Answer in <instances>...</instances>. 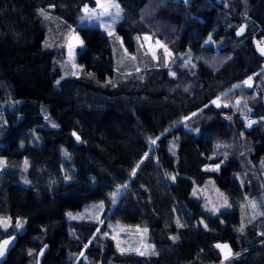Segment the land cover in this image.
Instances as JSON below:
<instances>
[{"label":"trees","instance_id":"16d2710c","mask_svg":"<svg viewBox=\"0 0 264 264\" xmlns=\"http://www.w3.org/2000/svg\"><path fill=\"white\" fill-rule=\"evenodd\" d=\"M117 1L134 49L121 67L109 35L79 25L97 0H0L14 107L0 110V241L19 235L4 264H37L46 245L42 264H264V0ZM100 202V219L67 215ZM111 224L147 228L153 248L124 251Z\"/></svg>","mask_w":264,"mask_h":264},{"label":"rangeland","instance_id":"374dc122","mask_svg":"<svg viewBox=\"0 0 264 264\" xmlns=\"http://www.w3.org/2000/svg\"><path fill=\"white\" fill-rule=\"evenodd\" d=\"M122 17V7L117 0H97L96 7H86L85 15L79 22L80 26L100 27L107 35H109L117 67H121L120 64L124 62L126 54L130 53L131 55H134L131 38L129 36L127 39L125 37L123 38L116 30V26ZM139 40L153 56L157 57L158 53L162 51L167 61L172 59L173 52L167 48V46L160 39L153 38L149 34H144ZM126 42L129 43V47ZM83 46L84 43L79 34L76 32L69 41L67 58L68 62L75 67L76 73H80V69L83 68V66L77 62L78 48ZM257 47L264 54V42H257ZM184 67L192 72V65L188 67V63L181 60L172 67V71L181 74L178 86L184 90H191L193 88L194 78L190 72L182 71L181 68ZM249 83L250 81H248V84ZM214 102L216 104H220L218 99ZM14 104L19 105L20 101H14ZM8 108L14 107H11L7 102L0 101V110H7ZM6 166V158L0 156V171ZM103 208L104 203L100 202L88 205L82 211H70L67 215L68 217L96 220L102 217ZM110 227L112 229L111 235L119 241V244L124 251L145 254L146 251H151L153 248V244L147 240V228L146 230L138 226L123 228L119 225L113 224H111ZM217 247L221 250L224 259H228L232 255V247L228 242H218Z\"/></svg>","mask_w":264,"mask_h":264},{"label":"water","instance_id":"95a60500","mask_svg":"<svg viewBox=\"0 0 264 264\" xmlns=\"http://www.w3.org/2000/svg\"><path fill=\"white\" fill-rule=\"evenodd\" d=\"M18 239L19 235L14 233L7 235L0 241V264H4L8 260L9 254L15 248ZM48 248L49 246L46 245L39 250L37 255V264H42Z\"/></svg>","mask_w":264,"mask_h":264}]
</instances>
